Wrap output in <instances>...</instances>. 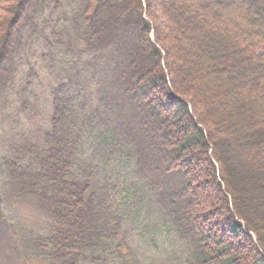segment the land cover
<instances>
[{
	"label": "trees",
	"instance_id": "trees-1",
	"mask_svg": "<svg viewBox=\"0 0 264 264\" xmlns=\"http://www.w3.org/2000/svg\"><path fill=\"white\" fill-rule=\"evenodd\" d=\"M227 1L264 23V0ZM164 13L153 0H0V103L40 18L43 50L74 60L80 88L53 89L40 136L13 122L0 136V234L14 264H264V176L233 166L214 106L206 114L201 89L177 84ZM204 46L210 73L262 78L264 36L244 46L214 33ZM252 132L264 142L263 124Z\"/></svg>",
	"mask_w": 264,
	"mask_h": 264
},
{
	"label": "rangeland",
	"instance_id": "rangeland-1",
	"mask_svg": "<svg viewBox=\"0 0 264 264\" xmlns=\"http://www.w3.org/2000/svg\"><path fill=\"white\" fill-rule=\"evenodd\" d=\"M160 5L166 10V14L159 15V20L164 25L162 33L170 39V45L173 46L170 50V63L175 66L174 77L177 84L201 89L203 98L200 107L206 110V114L211 111L209 104L214 106L215 112L209 119L217 123L221 120L223 137L226 136L228 140L223 142V150L226 155L231 156L230 162L233 166H241L258 177L264 176V142L259 143V137L251 133L256 121L264 125V68L262 78L258 79L245 81L222 78L216 72L210 73V54L203 53L206 40H211L214 33L233 37L244 46L250 45L264 36V23L259 24L245 8L233 6L227 0H153L154 9L160 8ZM48 15L49 13L42 15L46 18L47 25L56 24L54 20L57 16ZM42 22L41 18L36 19L38 27L35 32L26 30L23 33L24 44L15 61L14 79L0 103L1 137L3 134L9 135L12 122L14 133L24 129L29 134L34 129L40 136L49 128L53 89H57L61 83H67L64 90H73V94L75 90H80L78 86H74L77 71L69 66L74 60H63L59 53L48 56V52L43 50L42 41L48 30L41 25ZM200 81L202 84L206 83V90L202 89ZM16 92H21L19 98ZM20 97L26 101L25 111L19 108ZM6 154L7 147L3 148L1 143L0 157ZM93 170L99 172L97 168ZM165 182L168 185L174 183L170 177ZM204 209L207 210V206ZM20 214L25 225L38 223L33 219L32 212L21 209ZM219 221L222 223L223 219ZM26 230L22 232L23 237L29 235ZM13 248L14 240L0 234V264L15 263ZM17 255L18 251L14 253L15 257ZM27 264L47 263L35 260L28 261Z\"/></svg>",
	"mask_w": 264,
	"mask_h": 264
}]
</instances>
